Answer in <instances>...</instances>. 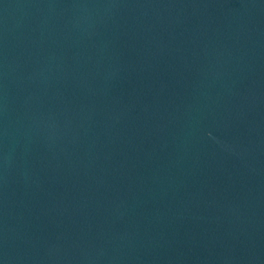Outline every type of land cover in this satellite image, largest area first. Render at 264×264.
<instances>
[{"label": "water", "instance_id": "95a60500", "mask_svg": "<svg viewBox=\"0 0 264 264\" xmlns=\"http://www.w3.org/2000/svg\"><path fill=\"white\" fill-rule=\"evenodd\" d=\"M0 264H264V0H0Z\"/></svg>", "mask_w": 264, "mask_h": 264}]
</instances>
